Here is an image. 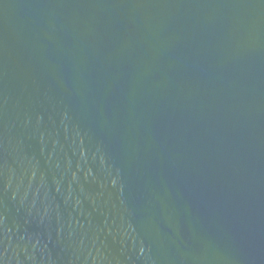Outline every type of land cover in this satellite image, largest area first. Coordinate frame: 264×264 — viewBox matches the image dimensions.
<instances>
[{
  "label": "water",
  "instance_id": "95a60500",
  "mask_svg": "<svg viewBox=\"0 0 264 264\" xmlns=\"http://www.w3.org/2000/svg\"><path fill=\"white\" fill-rule=\"evenodd\" d=\"M0 264H264V0H0Z\"/></svg>",
  "mask_w": 264,
  "mask_h": 264
}]
</instances>
